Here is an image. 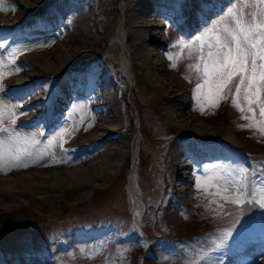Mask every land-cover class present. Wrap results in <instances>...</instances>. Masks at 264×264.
Instances as JSON below:
<instances>
[{"label": "rangeland", "instance_id": "374dc122", "mask_svg": "<svg viewBox=\"0 0 264 264\" xmlns=\"http://www.w3.org/2000/svg\"><path fill=\"white\" fill-rule=\"evenodd\" d=\"M30 1L34 2L35 0H30ZM37 1L38 2H36L35 5H37L38 3L40 5L36 6V8H34V10L38 9L40 6L43 7L46 3L49 2V0H37ZM128 1H130V0H95L94 3H95V5L97 4V9H101L100 16H97V18H95L93 13H91V11L89 10V7L86 6L85 12H84V14H82L84 17V20H82L80 23V22L76 21V14H74V12L69 13L67 16V19H69V20L71 19V21L69 23H66L67 30H65V28H63L64 29L63 31L59 30V35L56 38H54L52 35H49L48 41H45V42H39L38 43V41L36 42V39L34 40L33 38H30V37H33L34 35H37L38 32L35 30V28H31L29 30L26 29L25 32L29 36V38L23 40V41H25L24 42L25 45L22 46L21 49H18L17 52H19L22 49L24 50L22 52V55H23L22 57L26 60V62L29 63L30 66H32V67H30V69L28 71H30L34 75L42 74V73H48L49 74V73L62 72V70H66L70 66L71 67L75 66L74 65L75 61L84 62L83 59H77L76 58L78 55L70 54V57H69L70 59L68 60L67 64L63 65V67H61V65L55 67L54 58L57 55L61 56V53L65 54V52H67V49L68 50L71 49V50L79 51V52L81 51L86 56H89V55H91L93 57L100 56L108 62V65H111V66L112 65L113 66L118 65L119 67H121V69L123 70V72L125 74V79L123 80L125 85L129 83L128 82L129 78L132 75L131 77H133V79H134L133 85L135 87L139 86V87H137V89H135V92H136L135 98L136 99L138 98V102L132 101V103H131V101H128L129 102L128 105L130 106V110L135 117L134 121L129 120V118H130L129 113H127V115H126L123 112H121V109L119 108L118 103L115 100V97L117 95L114 91L115 88H113L112 81L109 82V80H107L105 83H103L102 86L96 87V90L102 94L101 97H100V95H98V98H99V100H97L98 102L112 101L109 103V104H111V105H109V109L105 108V109H102L101 111L105 112V113L107 111L113 112L114 115L112 117V120L114 118V121H116V125L121 124L119 122L121 120L120 115L122 113V120H123V123L125 124L124 127L128 125L132 131L133 127H135L138 124V123L134 124L133 122H136L137 120L139 121V115L141 112L145 115V120L153 122V124H155V125H157V127H159V130L157 131V136H159L160 138L165 139L168 136H170V134H168V133H174V132H178V131L189 132L190 134H198L202 137L207 136V135L208 136L218 135L219 137L227 140L229 143H231L235 146H238V147H242L245 151L253 152L256 156L263 155L261 153L264 151V146L262 144L257 143V140H258L259 136H261V138H264V135H262L256 129L248 128V127H241L240 123H242V121L245 119H241V115H242L241 112L238 111L232 105L231 95L228 96V99L221 100L217 107L211 106V112H209V115H207V117H204V118L201 117L199 114H196L195 111H193V110L190 111V110H188L189 109L188 107H185L184 111L187 113H190V116H194L195 121L188 119V118L184 119L181 117V118H179L180 122L179 123L176 122L178 124L177 125L172 119L166 118V116H164V113L162 112V105L164 103H163V101H159L158 95H157V93L160 91V89L157 88L155 86V84L149 80L147 74L145 73L146 71L144 70V68H142L140 65L136 64L134 58H131L132 57L131 56V47H130L131 41L129 38L130 37V32H129L130 30H129L128 25L123 22V20L126 17L125 16L126 12H127L126 5H127ZM191 1H192V4L190 7L188 5H186L185 2H183V6L186 9V13H188L189 11L195 12L196 6H198L199 8L201 7L200 11L202 12L203 10H202L201 3L208 5L207 0H191ZM17 2L20 5L22 4L21 5L22 7L27 5L25 0H17ZM193 2H195V4ZM245 4L248 5L245 8L246 12H254L257 10V8L255 6H253L252 0H231L227 4L219 5L220 8L222 6H225V5H227V7L225 9L221 8L220 11H218L217 13H213L214 15H212V16L210 15L209 16L210 19L207 20L208 22L206 24L204 23L200 29H196L197 33L194 34V36L200 35L204 31V29H206L207 27H210L215 21L219 20L220 16H223L224 13L227 12L228 8L235 6L237 9H239L241 7H244ZM179 5H178V7H179ZM147 6L150 7L149 4H147ZM213 12H215V11H213ZM171 13L174 14V10L171 11ZM25 14H26V11H20V12L19 11H11L10 9L6 10L4 8V6L0 7V16L3 17L2 20L4 22L14 23L19 18H23L25 16ZM184 14H185V12H182V13H179V14H176L173 16L167 15L166 18H164L165 19V23H164L165 27L161 26V28H164L166 34L160 35L159 37L155 36V41L157 43L161 42V44L163 46H167V42L171 38L170 32H168V28H167L169 26V22H171L175 25H178L179 23L177 24L176 21L180 20V22H181L180 24L182 25V28H183V26L186 22V17L184 19H181V16H183ZM62 16H63V14H62ZM154 16L156 17V13ZM203 16L208 17L206 11H203ZM157 18H159V17H156V21H157ZM192 18L194 20H198V22L201 21L195 17H192ZM98 23L105 24L104 28H105V31H107V33H108V35H107L108 38L110 39L109 43H107V44L102 39L103 33H97L96 25ZM51 28H57V27L52 26ZM171 32H172V34L175 35L174 39H176V41H177V39L180 37V34L174 32L172 29H171ZM52 44H54V45H52ZM17 45L18 44H16V46ZM174 45H176V46L171 48L173 54L179 53L182 57L181 61H179L178 63H175V65H176L175 67L171 68L169 66V64H173V63H168L169 60L166 58V56L164 55V53L161 50L157 51L158 55L156 54V57H157L156 62H158V61L161 62L162 69L160 70V75L162 74V76H163L162 71L165 70L164 72L168 75V77H171L173 79L172 82L174 84H176V85H174V88H177L180 92L179 99L183 100V102L185 101V103H188L189 97H190L189 89L190 88L194 89L196 84L201 82L200 79L198 78V74L195 70V65L198 63V56H199L198 51L195 49L197 47H199L198 46L199 44H194L192 47H184V48H180L178 46L177 42H175ZM54 46H55V48H54ZM148 48L151 52H153L155 50V48H153V45H148ZM110 50H112V51H110ZM194 50H195V56L191 55ZM114 52H116V56H112L111 53H114ZM41 53H45L46 58L37 56ZM35 55H36V57H35ZM84 64H86V62H84ZM17 67H19V66H14V69H17ZM19 69H20V67H19ZM90 69H91V67L88 64V67L83 71L84 72V74H83L84 79L89 80V76H90L89 70ZM2 71H3V69L1 66V58H0V73ZM181 72L184 73L186 75V77L181 75ZM10 74L15 75V73H13L12 71L10 72ZM235 82H238V79ZM141 84L144 85L142 90L140 88ZM232 92H235L234 86L232 88ZM127 96H134V91H132V93H129ZM0 101H2L3 104L5 102L1 98H0ZM142 102L143 103L147 102L148 108H145ZM241 103L243 104L242 96H241ZM168 104H171V103H168ZM172 107H174V105H172ZM176 112H178V111H176ZM256 118H257V120H259L258 109L256 110ZM124 119L128 120V123L124 122ZM198 120L200 122H198ZM191 121L193 122V124ZM194 122H195V124L196 123L197 124L194 125ZM198 124L203 125V127H204L203 132L196 133L198 131L193 129L192 126H198ZM184 125H185V127H184ZM163 129L166 131L165 134H163ZM249 129H251L252 132ZM139 130H140L141 134H139L137 131H135L134 137H135V141H138L139 144L141 145V143L143 141V136L147 135V134L145 131H143L141 129L140 126H139ZM97 131H98L97 129H94L93 127H90V126L84 132L77 130V135L74 138L71 137V142L72 141L77 142V140H84V138H86V137H90L91 135H95L97 133ZM207 132H208V134H207ZM256 132H257V134H256ZM149 134H151V133H149ZM123 135L124 134H119V133L117 134L118 142H121V146L123 148L122 152H120L119 154L117 153L118 154L117 158H115L114 156H112V157L110 156V158L112 160H115L116 161L115 163H117L118 169H115V171L119 170L122 167L123 161L125 160V158L123 157L125 152H123V151L130 149L129 137L127 135V139H125L123 137ZM151 136H152V134H151ZM166 146H169V144ZM166 146H164L162 148L163 154L161 151L157 150L156 153L151 152V153L147 154V159L157 160L161 157V154H162V160H164V158H165V163L167 164V156H166L167 151H165ZM113 147H115V146H113ZM140 150H141V146H140ZM113 154H115V153H113ZM95 158H92V159H95ZM147 159H145V156L143 155V159L140 160V164L142 165V167H145V163H146ZM104 160H105V158H104ZM91 161L92 160H90L89 162H87L85 164L76 165V166H80L79 171H80V173H82L83 177H84V173H85L84 171H86V170H83V168L87 167V164L89 165V163ZM43 162H45V161L43 159H41L39 162H36V163L31 162L27 168H21L22 169L21 171L26 172L25 174L28 175V177H29V175H30V177H32L29 180V182L31 184L29 183L30 186H28L29 189H32V190H30V192L27 191L26 195H18L17 194L18 197L23 198V201L18 207H15V209L10 210V212L7 210H4V209L2 211H0V249L2 247H11V248H18V249L24 247L23 236H24V233L26 230V225L24 222H28L30 219H33V221H34L33 228H35V229L41 228L40 230H41L42 237L47 236L48 232L51 229V226L43 225L46 223L44 221H47L48 218L50 219V215H47V213L48 214L60 213L61 215L59 217H62L64 215L69 216V215H72L75 213L81 216L82 214L92 215V214H96L98 212H105V213H109V214H115L116 215L115 218L120 219L122 217L124 211H125L127 204H126L125 198L123 196L122 188L121 187L117 188V187H114L113 185H110L111 182L114 180V178L115 177L117 178L119 173L116 174L112 179L108 178V180H107V178H106V180H102V181H96L95 180L94 181L92 179V173L88 172V176L90 178L88 177L89 179H87V181L85 183L92 181L91 184H95V188L97 187V189H100V191L99 190L92 191L91 190L92 188L90 189L89 185H84L85 183L82 184V188L71 191V187L74 188V187L78 186V185H75V186L71 185V187H69V189L67 187L71 184L68 180H70V178H72V177L67 176L66 171L69 170V168L71 166H68V165H62V166L48 165V166H51V167H49L50 169H45V170H40V171H36V170L40 169L42 167L31 168L33 165H36L39 163L43 164ZM73 166H75V165H73ZM4 170L8 171V173L10 175H8L7 177L10 176L9 178L11 180L15 179V175L18 178L19 172L16 174V172L15 173L9 172V169H7V168H5ZM32 172L34 174H39V175L42 174L43 177L53 178L54 176H58L56 178L54 177L53 179L60 178V176H61L62 179L66 178L65 181L67 184L65 182H64V184H61L63 182H57L58 184L56 183L57 186L54 185L55 186V188H54V187L50 186L49 183L43 182L47 185L46 186H44V185L39 186L37 184V182L35 181L38 179V177L34 178L35 175H33ZM183 172L184 171L182 169H179V174L181 176H182ZM28 173H30V174H28ZM78 173L79 172H76V174H78ZM139 174L145 182L149 183V179H148V177H144L145 174L143 171H140ZM44 175H48V176H44ZM2 177H5V176H2ZM19 177H20V175H19ZM10 179H9V181H10ZM1 180H0V186L1 185L3 186V184L6 185V183L3 182V179H1ZM31 180H33V181L31 182ZM34 181H35V183H33ZM166 181H168V177H167ZM5 182H7V181H5ZM21 182L23 183L24 181L20 180L19 183H21ZM169 182H170V180H169ZM207 182L209 183V185H210V183H212L211 181H207ZM98 183H100V184H98ZM29 184H26V185H29ZM35 184L37 186H35ZM60 184H61V186H59ZM181 185H182V183L180 184V186ZM34 188H36V191ZM37 188L38 189L41 188V189L38 190ZM52 188H54V189H52ZM183 189H185V187ZM51 190L53 192H51ZM176 193L179 196L178 198H184L185 197V196H183V193H178V192H176ZM34 194H35V196H34ZM186 194H189V192H186ZM27 195H29V196H27ZM66 195H67V197H66ZM13 196L17 197L16 194ZM44 196H46L47 198ZM41 197H43V198H41ZM33 198H35V199L32 200ZM218 198L219 197L210 198V201H214L212 203V204H214L215 202H218L217 201ZM24 202L26 204H24ZM61 204H63V208L61 207ZM22 211L25 212L23 216H21L22 214H20V215L17 214V213L22 212ZM30 213L33 215L35 213L36 214L34 216L27 215ZM167 216H169L172 219V230H175L178 233L182 234V233L188 232L189 230H193L195 228V227H190V223L185 222L184 220L180 219L173 212H168ZM262 218H264V216H262ZM40 219H43L44 223H42V224L39 223L38 221ZM203 223H206V220L202 219L200 222H196V229H199L200 227H202ZM209 225H210V222H209ZM47 262L51 263V261L49 259L47 260ZM147 264H155V263L147 262Z\"/></svg>", "mask_w": 264, "mask_h": 264}, {"label": "snow or ice", "instance_id": "6c2138e0", "mask_svg": "<svg viewBox=\"0 0 264 264\" xmlns=\"http://www.w3.org/2000/svg\"><path fill=\"white\" fill-rule=\"evenodd\" d=\"M247 6L245 4L239 9L235 6L228 8L219 20L204 29L200 35H196L194 41L185 47H192L195 42L199 44L198 63L195 65V70L201 82L197 83L193 89V96L198 103L217 107L221 100L228 99L231 95L232 105L241 112V119L248 121L247 125H241V127L256 129L264 135V0H253V6L257 8L254 12H246ZM202 10L211 11L206 4H202ZM204 22H208L207 17ZM176 23L178 24L179 21ZM0 39L4 38L0 37ZM5 46L6 41L0 43V48ZM14 53L15 50L10 52L9 56H13ZM173 58L172 55L168 56L169 60ZM176 58H179V53L176 54ZM9 64H15V61L9 60ZM175 66V64L171 65V67ZM16 70L19 71V67ZM237 79L238 82H235ZM89 86L93 91L95 90L94 73L89 76ZM233 86L235 92H232ZM46 87L50 90V82L46 84ZM0 91H4V88L0 87ZM2 105L3 102L0 101V171L5 168L9 170L27 168L29 162H39L48 154L47 149L53 146L57 136L61 141V151H67L63 148L62 142L69 132L68 128H61L57 136L48 140L44 149H40L37 146L41 141L33 138L30 133L18 130L20 125H17L15 119L16 108L23 106L17 105L16 108L5 110ZM257 109L259 120L256 118ZM201 111H203L202 108ZM6 114L11 120V125L7 127L2 124ZM71 115L70 111L68 116ZM52 159L57 163L60 162L56 156ZM223 165L224 161H220L216 165L205 166L207 172L215 169L213 175L206 177L207 181L212 183L204 190L207 192L208 187H211L214 189L212 195L222 198L223 203L218 207L223 209L225 204H231L236 206L237 211L242 212L241 206L258 204L264 212V175L258 181L250 180L247 175L249 168L243 164L227 172L224 171ZM200 181L201 177L198 175L195 185L197 189L201 188ZM213 202L210 201V203ZM236 222H239L238 218ZM234 227L235 224L218 240L213 241L215 247L209 251L226 246L234 234L232 230ZM207 255L208 252H205L200 259L203 260ZM196 264H199V261Z\"/></svg>", "mask_w": 264, "mask_h": 264}, {"label": "bare ground", "instance_id": "6f19581e", "mask_svg": "<svg viewBox=\"0 0 264 264\" xmlns=\"http://www.w3.org/2000/svg\"><path fill=\"white\" fill-rule=\"evenodd\" d=\"M25 1H26L27 5L23 7L24 10L34 9V8H36V6L40 5L39 3L37 5H35V3L38 2L37 0H35L34 2H32L30 0H25ZM146 1L147 0H130V1H128L127 5H126L127 12H126V15H125L126 17L123 20V22L128 25L129 30H130L129 31L130 32V37L129 38H130V41H131V46H130L131 47V56H132L131 58H134L136 64H138L142 68H144V70L146 71L145 73L147 74L149 80L152 83H154L157 88L160 89V91L157 93V95H158L159 99L163 100L164 104L162 105V112L164 113V116H166V118L172 119L175 123L176 122L179 123L180 122L179 118H181V117L184 118V119L188 118V119H191V120L195 121L194 116H190V113H187V112L184 111L185 107H188V105L185 103V101L183 102V100L179 99L180 92H179V90L177 88H174V85H176V84H174L172 82L173 79L171 77H168V75L164 72L165 70L162 71L163 76H162V74L160 75V70L162 69V67H161V62H159V61L156 62V58H157L156 57V52H151L149 50V48L151 46L148 48V45H153V48H155V49L160 48V44L155 41V36L159 37L161 35V32H160L161 27H160L159 23L156 21V17L154 16L155 12L153 11V9L151 7L147 6V2ZM54 48H55V46H54ZM70 54L78 55L79 58H82V57L84 58L86 56L81 51L79 52V51H74V50H71V49H69V50L67 49V52H65V54L61 53V56L57 55L54 58L55 67H57L59 65H61V67H63V65L67 64L68 60L70 59L69 58ZM37 56L46 58V54L45 53H41V54H39ZM35 57H36V55H35ZM168 103H171V104H168ZM109 105H111V104H109ZM172 105H174V107H172ZM176 111H178V112H176ZM198 122H200V121L198 120ZM192 124H193V122H192ZM196 124L194 122V125H196ZM200 124H198V126H192L193 129L198 131L196 133L204 131L203 130L204 129L203 125H200ZM184 127H185V125H184ZM99 128H101V127H99ZM100 134H101L100 131H97V133L95 135H93V136L97 137L96 139H98V141L100 142L101 146L104 145L103 148H102V150H103L102 154H98L95 159H91L92 161L89 163V165L87 164V167L83 168V170H86V171H84L85 172L84 173V177H83L82 173H80V171H79V169H80L79 167L80 166H76V165L75 166H71L69 168V170L66 171L67 172L66 173L67 176L72 177V178H70V180H68L71 183L69 186H67L68 189H69V187H71V185H74V186L78 185V186H76L74 188L71 187V191L82 188V184H84L87 181V179L90 178L88 176V172L92 173V179L94 181L95 180L96 181H102V180H106V178L108 180V178L112 179L114 177V175L116 173L115 169H118V168H117V163H115L116 161L112 160L110 158V156L111 157L114 156L115 154H113V153L116 152V151H119V149H120V152H122L123 148L121 146V143L118 142L117 134L115 133L114 130L106 131L104 136L99 137ZM207 134H208V132H207ZM115 142L118 143L117 147H113L111 145V143H115ZM104 158H105V160H104ZM179 162H180V159L178 158V153L169 152V160H168V164H167V171H168L170 179L172 181H174V182H178V184L180 185L182 183L183 179H181L179 177L178 172H179V169H183L184 167ZM45 169H50V168H43L42 167L40 169H37L36 171L45 170ZM76 172H79V173L76 174ZM17 173L18 172H16V174ZM25 173L26 172L19 171L18 178L15 175V179H12V180L9 178L10 176L7 177V175L5 177H0V180L3 179V182L6 183V185L3 184V186L2 185L0 186V189H1L0 190V211H2L4 209V210H7V211L10 212V210L15 209V207H18L23 201V198L18 197L17 194L18 195H26L27 191L30 192V190H32V189H29V187H28L31 184L29 182V180L32 177H30V175L28 177V175H26ZM28 174H30V173H28ZM19 175H20V177H19ZM33 175H35L34 178L38 177V179L35 180V181L37 182V184L39 186H43V185L46 186L47 184H45V183L47 182V183H49L50 186L55 188L54 185H56L57 182H63L61 184H64V182L66 183V181H65L66 178L62 179L61 176H60V178L53 179L54 177L56 178L58 176H54L53 178H51V177H43L42 174L39 175V174H34L33 173ZM44 176H48V175H44ZM9 179H10V181H9ZM18 180L19 181L21 180V181H24V182L23 183L22 182L19 183ZM5 181H7V182H5ZM32 181L33 180H31V182ZM35 181L33 183H35ZM43 182H45V183H43ZM91 182L92 181H90L88 183H85L84 185H89L90 189L92 188V190H94L95 184H91ZM100 183H98V184H100ZM26 184H29V185H26ZM61 184L59 186H61ZM35 186H37V185L35 184ZM54 188H52V189H54ZM175 188H177V187H175ZM34 189L36 191V188H34ZM39 189H41V188H39ZM96 190H97V188H96ZM51 192H53V191L51 190ZM15 194H16L17 197L13 196ZM27 196H29V195H27ZM34 196H35V194H34ZM44 197H46V196H44ZM66 197H67V195H66ZM35 198H33V199H35ZM41 198H43V197H41ZM24 204H26V203L24 202ZM259 264H264V260L261 261Z\"/></svg>", "mask_w": 264, "mask_h": 264}]
</instances>
